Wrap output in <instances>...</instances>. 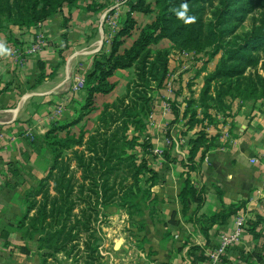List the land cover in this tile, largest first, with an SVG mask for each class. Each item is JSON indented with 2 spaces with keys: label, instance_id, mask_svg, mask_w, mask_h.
<instances>
[{
  "label": "trees",
  "instance_id": "16d2710c",
  "mask_svg": "<svg viewBox=\"0 0 264 264\" xmlns=\"http://www.w3.org/2000/svg\"><path fill=\"white\" fill-rule=\"evenodd\" d=\"M25 1L23 4L22 0H0V19L6 15V19H15L14 24L28 27L36 20L53 17L65 3L71 5L76 0ZM214 1L217 3L212 5L207 17L206 6ZM251 1H130L129 12L113 37L110 50L94 59L85 77L84 100L79 104L78 115L56 121L44 134H34L30 140L35 152L42 155L48 150L51 157L47 159L46 175L24 196L26 209L16 224L25 241L21 250L30 253L29 243L35 241L41 264H49V259H57L59 254L71 259L72 264H104L98 224L107 217L109 207H117L130 217L144 218L142 231L147 223L159 218L161 197L153 188L166 183L171 167L151 164V160L156 161L159 156L152 140L147 138L156 108V92L166 88L173 51L203 52L208 48L211 51L207 60L219 54L220 59L204 76L198 97L190 90L193 94L184 102V111L179 102L183 86H179L171 99L173 119L168 124L174 126L181 118L186 127L178 131L181 135L194 130L188 157L181 161L172 158L175 144L171 130L166 134L170 143L162 155L184 168L185 181L179 194L183 212L187 214L191 202L197 205L189 219L201 223L200 231L209 242L211 226L224 222L241 205H224L220 213L197 218L196 212L205 203L207 191L195 185L192 172L199 171L207 152L219 145V134L211 135L206 130L215 125L220 116H231L235 100L241 107L252 101V106L247 107L251 113L262 109L258 104L264 99V75L256 73V80L252 75L244 76L248 67L260 63L254 51L264 48V14L259 25L242 35L236 33L239 23L251 12ZM185 3L188 4L187 16L195 17L193 23H185L177 15ZM135 13L154 14V18L126 45L138 25ZM164 40L172 45L160 46ZM262 67L264 71V62ZM128 69H133L134 73L125 91L114 101L103 104L95 127L91 130L80 125L98 109L95 95L112 93L117 83L111 78L116 71ZM187 85L190 87L192 83ZM76 125L81 126L79 133L71 129ZM186 245H189L190 264L208 259L202 245L191 242Z\"/></svg>",
  "mask_w": 264,
  "mask_h": 264
},
{
  "label": "crops",
  "instance_id": "0c3cea01",
  "mask_svg": "<svg viewBox=\"0 0 264 264\" xmlns=\"http://www.w3.org/2000/svg\"><path fill=\"white\" fill-rule=\"evenodd\" d=\"M62 19V13L60 15L58 13L45 21L42 30L49 36V47L36 54H25L27 57L22 61H19L18 52L26 45L29 46L37 30L16 25L11 31L6 32L7 34L2 32L3 36L0 37V45L7 49L0 54V264H40V255L33 254L35 250L27 253L20 249L25 241L16 229V224L26 209L25 193L47 173L46 158L35 152L30 140L34 134H44L52 121L47 125L50 116L38 119L37 116L46 115L42 111L33 110L31 116L27 114L32 110L34 99L37 103L33 105V109L39 103L42 107L41 103H45L49 96L57 93L59 83L56 81L60 79L56 74L62 72L58 68L63 53L59 41L64 32L61 26ZM104 46L105 41L101 40L99 45L90 51L93 54L92 59L104 50ZM14 48L17 53L12 55ZM106 51L108 52V49ZM214 68L215 65L209 66L211 71ZM171 69L170 64L166 88L160 91L169 97L174 96L170 94L172 91H169L172 87L171 82L179 79L178 74H174ZM119 71L126 70H118L115 75ZM192 82L194 81L191 80ZM202 83L199 91L196 89L198 85L192 84L195 97H198ZM173 86H176L175 81ZM110 94H96L95 104L97 97L106 98ZM158 99L160 98L157 97L156 108L151 118V124L156 126L152 142L154 151L159 153L157 161L162 159L161 161H165L166 164L161 165H168L171 168L166 183L153 188L161 197L158 204L159 218L145 228L149 232L150 230L160 232L158 235L157 233L147 235L148 241H153L150 246L153 248L152 254L156 264H190L191 259L188 256L190 244L184 246L187 242L200 244L205 248L208 259L198 264H264V107L250 113L235 100L231 116H220L219 121L206 130L211 135L219 134L217 140L219 145L207 152L200 163L199 171L192 172L195 185L204 187L207 191L205 203L196 212L197 218L220 213L224 205L238 203L241 205L224 222L211 226L208 242L200 231L201 223H194L189 219L197 205L191 202L187 214L183 212L179 194L185 181V177L182 176L184 168L179 163L171 162V159L166 160L162 155L168 138L164 133L165 128L168 125L170 130L171 125L168 123L173 119V115L163 109L162 102L167 100ZM114 100L104 99L102 104H96L98 109L85 117L81 124L94 115L95 125L103 104ZM86 128L92 129L89 126ZM183 136L185 138L180 140L184 143L183 151H180L183 155L177 156L178 161L188 157L189 140L194 136V130ZM200 155L201 152L197 155V160L200 159ZM42 158L46 160L45 165L40 162ZM252 158H258L259 162H252ZM173 218L174 222H171ZM239 227L242 228V232L238 239L232 240L222 252H219L223 237L232 236ZM163 239L166 240L165 247L161 248Z\"/></svg>",
  "mask_w": 264,
  "mask_h": 264
},
{
  "label": "rangeland",
  "instance_id": "374dc122",
  "mask_svg": "<svg viewBox=\"0 0 264 264\" xmlns=\"http://www.w3.org/2000/svg\"><path fill=\"white\" fill-rule=\"evenodd\" d=\"M22 1V3L25 4L26 1ZM130 1L134 0H76L71 5L67 3L63 5V8L56 13H59V15L62 13L63 15L61 26L63 27L62 30L64 31L63 35H58L61 37L59 38V41H61L63 53L61 54V65L58 67L59 70H62V72L60 73L59 71L60 74H56V76H58L60 79L56 81L57 84L59 83L57 93L53 94L51 97L49 96L45 103H41L43 104L42 107L39 105V103L38 106L33 109V105L37 103V100L35 101L34 99V102H32V110L27 115H30L33 110L38 112L42 111V113H46V115L43 114L42 117L37 116V118L42 119L50 116L48 117L47 125H49V122L51 123V121L53 124L56 121L69 120L78 115L79 104L84 100V77H86L87 73L91 70L94 59L101 54L106 53L107 49L108 51L110 50L112 39L123 25L127 13L129 12ZM263 1L264 0H252L250 2V6L252 7L251 12H248L245 16V19L239 23L236 30L238 35H242L249 31L252 27L260 24L264 14ZM216 3L217 1H214L212 4H207V17H210L209 14L212 11V5H216ZM56 14L54 16H56ZM5 16L6 15H3L0 19V37L3 36L2 32H9L14 26H16V24H14L15 19H6ZM134 16L138 20V25L136 30L133 32V37L126 40V45H129L132 40L136 38L144 25L152 21L154 18V14L144 15L141 13H135ZM45 21L46 20H36L32 22L28 28L36 29L38 33L44 31L42 29L44 27ZM23 27L27 28V25H24ZM36 36L37 34L33 39L34 41L36 40ZM46 39L48 42L47 45H42L43 50L49 47V36L47 33ZM33 40L30 42V44L33 43ZM101 40L105 41L104 50L99 52V54H97L92 59L93 54L90 51L95 49ZM170 45H172V43L169 40H164L160 44V46L167 47ZM24 49H27V45ZM12 50V55L17 53L15 48ZM210 51V48L203 52L189 50L182 52L173 51V54L171 55V71L174 74L177 73L179 79L173 80L171 82L172 87L169 89V91H172L170 94H173L179 88V86H183L182 93L180 95L181 98L179 99L180 104L182 103L181 111H184L185 109L186 104L184 102L186 99L190 98L193 94L190 92L192 87H188L187 84L193 80L194 82H192V84L196 83L198 85L196 86V89L199 91L200 84L203 82L204 76L208 72H211V70H209V66L213 67V65H216L220 59L219 54L214 59L207 60ZM21 52H18L19 61H22L27 57L25 55L26 52H24V54ZM254 53L260 58V63L255 67H248L244 73V76L249 77L252 75V78L256 80V73H260L261 76L264 75L262 67V62H264V48L258 49L254 51ZM133 73V69L119 71L113 77V81L117 82L116 90L106 98H100V96L97 97L96 104H102L104 99H108L110 101L114 100L116 97L121 95V91H125L126 83L133 76ZM174 81L176 82L175 87L173 86ZM164 94L165 93L162 94L161 92H156V95L160 99L163 98L164 100H167V103L170 104L169 108L166 110L167 112H170L172 107V96H166L167 94L164 96ZM162 103L165 104L164 101ZM252 103V101H248L247 103H243L242 106L245 108H250ZM258 105H260V107H264V99L259 101ZM94 119L95 116L92 115L86 120L84 124L81 125L89 126L91 128L93 126L95 127V125H93ZM34 121H31V123ZM184 123V120L180 118L175 127L173 125L170 127V130L172 131L171 134L174 136L175 144V147H173L171 151L172 158H177V156L183 155L180 153V151H183L182 145L184 143L180 142V140L184 139L185 137L178 131L186 129ZM80 128L81 126H75L72 130L75 133H79ZM154 128H156V126L151 124V128L147 135V138L150 137L149 139L151 140L154 134ZM166 128V132H164L165 135L169 131L168 125ZM42 155L44 158H46V160L49 159L48 157H51V153L48 150H46V152ZM46 160L43 158L40 159V162L42 161V165H45ZM161 160H151L152 166H159L162 163L166 164L165 161ZM46 167L48 170V161L46 163ZM143 219L144 218H139L138 216L130 217L121 209L114 206L107 209V217L102 218L103 222L98 224L100 228L99 234L101 237L100 251L104 255V264H156V260H154L155 258L152 254L153 248L150 246V243L153 241H148L147 235L148 233L149 235H153L155 233L158 235L160 232L157 230L154 232L150 230L151 232H149L146 229L142 231L140 226ZM147 220L149 221L148 218H146V221ZM149 224L150 223H147L146 227ZM165 242L166 240L163 239L161 248L165 247ZM29 246L31 251L35 250L33 253L34 255H39L37 243L35 241L30 242ZM163 258L165 259L166 256ZM28 259L29 258L27 257V260ZM33 260H35L34 257ZM161 260L165 261L163 259ZM39 261L41 264L42 259L40 256ZM48 262L49 264H72V260L67 259L63 254H59L57 259H49Z\"/></svg>",
  "mask_w": 264,
  "mask_h": 264
},
{
  "label": "built area",
  "instance_id": "2783aa9c",
  "mask_svg": "<svg viewBox=\"0 0 264 264\" xmlns=\"http://www.w3.org/2000/svg\"><path fill=\"white\" fill-rule=\"evenodd\" d=\"M37 34V36H36V40L34 41L33 40V43H31L28 47H27V49H24L21 53L22 54H24V52H26L25 54L27 55V54H36V53H39V52H41V51H43V47H42V45H47V39H46V33H45V31H41V32H37L36 33ZM168 86H170V84H168ZM171 88V87H170ZM165 102V104L163 105V107H164V109L165 110H167L168 108H169V106H170V104L169 103H167L166 101H164ZM167 107H166V106ZM168 142H169V140H168ZM167 142V143H168ZM252 160V162H254V163H258L259 162V159L258 158H252L251 159ZM241 232H242V228H238L233 234H232V236H224L223 237V242H222V244H221V247H220V249H219V252H222L223 250H224V248L230 243V242H232V240H234V239H238V237H239V235L241 234Z\"/></svg>",
  "mask_w": 264,
  "mask_h": 264
},
{
  "label": "clouds",
  "instance_id": "9594fccd",
  "mask_svg": "<svg viewBox=\"0 0 264 264\" xmlns=\"http://www.w3.org/2000/svg\"><path fill=\"white\" fill-rule=\"evenodd\" d=\"M182 7V11H179L177 13L178 17L182 20L185 21V23H193L195 21V17H189L187 16V12H188V4L185 3L183 5H181ZM7 49L4 48L3 45H0V54H3L4 52H6Z\"/></svg>",
  "mask_w": 264,
  "mask_h": 264
},
{
  "label": "water",
  "instance_id": "95a60500",
  "mask_svg": "<svg viewBox=\"0 0 264 264\" xmlns=\"http://www.w3.org/2000/svg\"><path fill=\"white\" fill-rule=\"evenodd\" d=\"M42 252H43V253H44V252H47V250H43Z\"/></svg>",
  "mask_w": 264,
  "mask_h": 264
}]
</instances>
